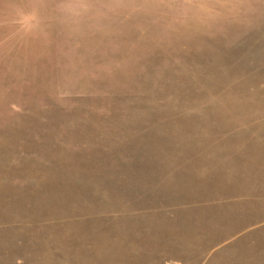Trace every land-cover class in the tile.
<instances>
[{"label": "rangeland", "instance_id": "obj_1", "mask_svg": "<svg viewBox=\"0 0 264 264\" xmlns=\"http://www.w3.org/2000/svg\"><path fill=\"white\" fill-rule=\"evenodd\" d=\"M260 131L264 0H0V264H264Z\"/></svg>", "mask_w": 264, "mask_h": 264}, {"label": "crops", "instance_id": "obj_2", "mask_svg": "<svg viewBox=\"0 0 264 264\" xmlns=\"http://www.w3.org/2000/svg\"><path fill=\"white\" fill-rule=\"evenodd\" d=\"M261 137H264V132H258L257 133V142L256 144H252L249 146H243L240 153V162L241 165L238 167L237 165L234 167L233 165V171L234 169L238 172L240 175V186L244 187L241 188L240 194L235 198H229L225 199L224 201L226 204L232 202V201H239L242 205H246L250 207L249 209L252 211V213L256 214L258 217L254 220V223L249 225L250 227H258L264 231V191L262 189H259V186H261L262 183H260V179L264 178V176L261 174L262 170H264V147L261 144ZM229 155H226L224 157V160L226 162L224 168H220V171H222L221 178L224 179L222 183L219 184L222 188H224V192L226 193L227 188L231 185H235V178L232 181H227V179L231 178L229 177L230 168L229 166ZM251 171V174H247L246 171ZM213 171V170H212ZM260 178V179H259ZM251 181V182H250ZM248 186H254L257 187L258 192L256 195H252L250 198L248 196V192L246 189ZM249 202H251V205L249 206ZM216 202H212L210 205L211 207ZM217 205V204H215ZM244 237V236H243ZM242 237V238H243Z\"/></svg>", "mask_w": 264, "mask_h": 264}]
</instances>
